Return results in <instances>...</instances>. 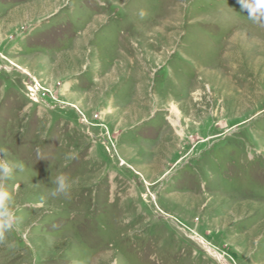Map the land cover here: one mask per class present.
<instances>
[{"label":"rangeland","instance_id":"374dc122","mask_svg":"<svg viewBox=\"0 0 264 264\" xmlns=\"http://www.w3.org/2000/svg\"><path fill=\"white\" fill-rule=\"evenodd\" d=\"M0 152V264H264V0H0Z\"/></svg>","mask_w":264,"mask_h":264},{"label":"clouds","instance_id":"9594fccd","mask_svg":"<svg viewBox=\"0 0 264 264\" xmlns=\"http://www.w3.org/2000/svg\"><path fill=\"white\" fill-rule=\"evenodd\" d=\"M0 182L7 181L14 173V170L23 169L22 164H11L4 159V154L0 152ZM55 188L51 192L52 197L58 195H67L72 187L67 177L60 175L57 176L55 181ZM9 194L0 189V239H3L4 233L10 231L15 226V221L12 214L8 211Z\"/></svg>","mask_w":264,"mask_h":264},{"label":"trees","instance_id":"16d2710c","mask_svg":"<svg viewBox=\"0 0 264 264\" xmlns=\"http://www.w3.org/2000/svg\"><path fill=\"white\" fill-rule=\"evenodd\" d=\"M99 264H109V263L102 261Z\"/></svg>","mask_w":264,"mask_h":264}]
</instances>
